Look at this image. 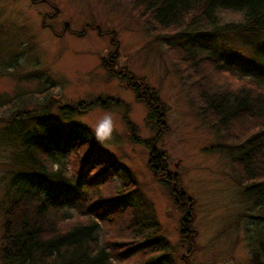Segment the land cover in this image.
I'll return each mask as SVG.
<instances>
[{
    "label": "trees",
    "instance_id": "16d2710c",
    "mask_svg": "<svg viewBox=\"0 0 264 264\" xmlns=\"http://www.w3.org/2000/svg\"><path fill=\"white\" fill-rule=\"evenodd\" d=\"M127 1L145 30L164 41L165 52L192 71L191 100L232 167L238 168L242 194L263 221L247 239L250 264H264V0ZM212 71L234 77L239 84L233 87L227 78L219 81ZM117 74L145 100L148 120L161 126L164 112L155 92L124 68ZM40 92L47 94L48 89ZM33 94L21 90L10 107ZM89 102L58 106L47 101L16 110L6 122L0 119V147L14 148L15 168L8 170L0 200L1 264H118L134 255L131 264H177L135 178L95 151L99 143L76 119L81 106L86 111L105 101ZM73 150L75 168L68 166L66 155ZM164 155L153 146L149 158L153 172L163 176L170 172ZM175 178L170 172L162 182L177 190V202L184 195ZM103 185L108 188L101 193ZM183 212L189 215L188 209ZM183 229L193 232L189 225Z\"/></svg>",
    "mask_w": 264,
    "mask_h": 264
},
{
    "label": "rangeland",
    "instance_id": "374dc122",
    "mask_svg": "<svg viewBox=\"0 0 264 264\" xmlns=\"http://www.w3.org/2000/svg\"><path fill=\"white\" fill-rule=\"evenodd\" d=\"M165 47L161 37L145 30L127 0H0V119L6 122L16 110L47 101L59 106L104 100L86 111L80 105L76 119L94 137L93 129L104 113L114 114L113 138L100 143L94 137L99 143L95 151L135 178L176 263L250 264L247 236L263 221L242 194L238 168L232 167L191 100L192 71L182 69L184 64L176 62ZM121 68L155 92L164 112L161 126L148 120L149 106L118 76ZM212 75L219 81L227 78L233 87L239 84L226 74L212 71ZM45 87L47 94L40 92ZM21 90H34V94L10 107V100ZM53 114L61 122L56 107ZM153 146L165 154V167L176 176L173 181L183 191V200L176 202L177 190L162 182L170 172L163 176L149 165ZM13 150L0 147V200L8 170L15 169ZM75 152H66L72 168L77 163ZM106 188L103 185L100 192ZM2 222L0 209V235ZM187 225L193 232L183 229ZM135 257L117 261L131 264Z\"/></svg>",
    "mask_w": 264,
    "mask_h": 264
},
{
    "label": "clouds",
    "instance_id": "9594fccd",
    "mask_svg": "<svg viewBox=\"0 0 264 264\" xmlns=\"http://www.w3.org/2000/svg\"><path fill=\"white\" fill-rule=\"evenodd\" d=\"M116 130V122L114 120V114L110 111L105 112L103 117L98 121L93 129L95 139L104 143L113 138V133Z\"/></svg>",
    "mask_w": 264,
    "mask_h": 264
}]
</instances>
